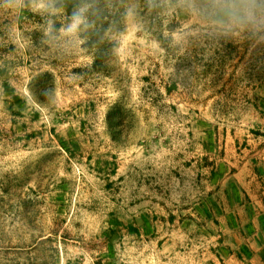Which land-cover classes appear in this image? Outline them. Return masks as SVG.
Here are the masks:
<instances>
[{
	"label": "rangeland",
	"instance_id": "obj_1",
	"mask_svg": "<svg viewBox=\"0 0 264 264\" xmlns=\"http://www.w3.org/2000/svg\"><path fill=\"white\" fill-rule=\"evenodd\" d=\"M7 2L0 264L208 261L220 142L264 139V43L213 42L181 0H112L88 50L66 51Z\"/></svg>",
	"mask_w": 264,
	"mask_h": 264
},
{
	"label": "crops",
	"instance_id": "obj_2",
	"mask_svg": "<svg viewBox=\"0 0 264 264\" xmlns=\"http://www.w3.org/2000/svg\"><path fill=\"white\" fill-rule=\"evenodd\" d=\"M220 143V165L211 173L212 187L201 207L216 231L205 237L211 246L201 264H264V139ZM216 147L203 148L214 153Z\"/></svg>",
	"mask_w": 264,
	"mask_h": 264
},
{
	"label": "clouds",
	"instance_id": "obj_3",
	"mask_svg": "<svg viewBox=\"0 0 264 264\" xmlns=\"http://www.w3.org/2000/svg\"><path fill=\"white\" fill-rule=\"evenodd\" d=\"M13 12L32 11L43 21L44 44L63 50L86 52L84 47L98 26L113 10L112 0H74L67 12L66 0H8ZM180 7L205 29L213 42L248 39L264 43V0H181ZM138 4L126 9L128 17L138 15ZM63 23L57 26V21Z\"/></svg>",
	"mask_w": 264,
	"mask_h": 264
}]
</instances>
